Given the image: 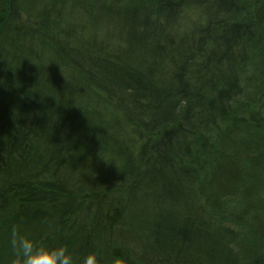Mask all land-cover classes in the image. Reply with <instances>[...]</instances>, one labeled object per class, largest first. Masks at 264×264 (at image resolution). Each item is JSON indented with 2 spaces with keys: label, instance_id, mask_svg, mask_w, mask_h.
Returning a JSON list of instances; mask_svg holds the SVG:
<instances>
[{
  "label": "trees",
  "instance_id": "16d2710c",
  "mask_svg": "<svg viewBox=\"0 0 264 264\" xmlns=\"http://www.w3.org/2000/svg\"><path fill=\"white\" fill-rule=\"evenodd\" d=\"M13 225L264 264V0H0V264Z\"/></svg>",
  "mask_w": 264,
  "mask_h": 264
},
{
  "label": "clouds",
  "instance_id": "9594fccd",
  "mask_svg": "<svg viewBox=\"0 0 264 264\" xmlns=\"http://www.w3.org/2000/svg\"><path fill=\"white\" fill-rule=\"evenodd\" d=\"M8 246L12 255L11 264H101L98 252L78 257L68 246L45 245L19 225L9 229Z\"/></svg>",
  "mask_w": 264,
  "mask_h": 264
}]
</instances>
